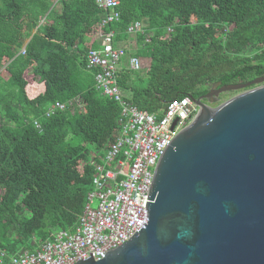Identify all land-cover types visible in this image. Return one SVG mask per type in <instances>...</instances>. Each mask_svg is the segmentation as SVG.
I'll return each instance as SVG.
<instances>
[{"label":"trees","instance_id":"1","mask_svg":"<svg viewBox=\"0 0 264 264\" xmlns=\"http://www.w3.org/2000/svg\"><path fill=\"white\" fill-rule=\"evenodd\" d=\"M119 1L120 20L103 25L97 0H60V9L55 0H0V249L10 254L72 227L84 209L91 162L108 149L122 110L87 67L88 52L111 31L116 44L135 43L126 49L141 70L123 69L120 85L150 113L212 83L264 75V0ZM136 21L143 29L129 32ZM28 71L43 82L33 96ZM71 99L82 107L45 115Z\"/></svg>","mask_w":264,"mask_h":264},{"label":"water","instance_id":"2","mask_svg":"<svg viewBox=\"0 0 264 264\" xmlns=\"http://www.w3.org/2000/svg\"><path fill=\"white\" fill-rule=\"evenodd\" d=\"M193 98L198 114L157 159L145 223L75 264H264V75Z\"/></svg>","mask_w":264,"mask_h":264},{"label":"built area","instance_id":"3","mask_svg":"<svg viewBox=\"0 0 264 264\" xmlns=\"http://www.w3.org/2000/svg\"><path fill=\"white\" fill-rule=\"evenodd\" d=\"M60 0H55L58 5ZM106 11L103 25L119 21V0H97ZM136 21L128 31L143 29ZM171 30V28H169ZM135 42V41H134ZM129 43H115L111 31L100 47L87 54V67L96 70V85L101 92L121 105L119 127L107 150L97 151L93 189L88 195L78 221L69 228L53 232L51 239L34 242V249L8 253L0 249V264H75L79 259L100 260L122 245L145 223L144 201L159 154L175 134L199 112L196 100L186 95L170 100L158 112L140 109L129 100L120 85L123 69L141 70V59L126 48ZM21 52L25 53V47ZM82 104L78 99L56 101L45 115L70 108L74 113ZM175 127H173L174 122ZM39 127L38 119L34 120ZM91 253V254H90Z\"/></svg>","mask_w":264,"mask_h":264},{"label":"rangeland","instance_id":"4","mask_svg":"<svg viewBox=\"0 0 264 264\" xmlns=\"http://www.w3.org/2000/svg\"><path fill=\"white\" fill-rule=\"evenodd\" d=\"M54 7L56 9H60V4L55 5ZM5 67H6V64L3 65V66H1L0 67V72H5L6 71L5 70L6 69ZM135 71L136 70H133V72H135ZM142 75L145 76V74H142ZM26 77H27V79L29 81V89H31L29 91V94L31 96L37 94L38 92H40L43 89V82H42V80L39 77L35 78V76H34V74H33L32 71H28V75ZM31 79H33L32 80L33 81L32 83L30 82ZM145 83H146V81L145 80H142V79H136L135 80V84H137V85H144ZM236 92H240V91L237 90V91L224 92L223 94H221L220 98L226 97V96L231 95V94L236 93Z\"/></svg>","mask_w":264,"mask_h":264},{"label":"flooded vegetation","instance_id":"5","mask_svg":"<svg viewBox=\"0 0 264 264\" xmlns=\"http://www.w3.org/2000/svg\"><path fill=\"white\" fill-rule=\"evenodd\" d=\"M218 87H220L219 83H212V84H210V85L208 86V89H207L205 92L200 93V94H199L197 97H195V98L201 97V96L205 95L207 92H209L210 90H212V89H216V88H218ZM223 93H224V92L220 93L218 96L214 95V96H213L214 100L216 101V100L220 99V96H221V94H223ZM203 101L206 102V103H209V104L215 102V101H214V102H210V98H203Z\"/></svg>","mask_w":264,"mask_h":264}]
</instances>
